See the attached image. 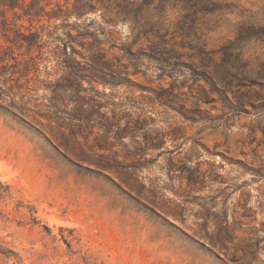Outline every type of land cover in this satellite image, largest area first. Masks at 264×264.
Returning a JSON list of instances; mask_svg holds the SVG:
<instances>
[{
  "label": "rangeland",
  "instance_id": "1",
  "mask_svg": "<svg viewBox=\"0 0 264 264\" xmlns=\"http://www.w3.org/2000/svg\"><path fill=\"white\" fill-rule=\"evenodd\" d=\"M141 22L0 30V264H264V0Z\"/></svg>",
  "mask_w": 264,
  "mask_h": 264
},
{
  "label": "trees",
  "instance_id": "2",
  "mask_svg": "<svg viewBox=\"0 0 264 264\" xmlns=\"http://www.w3.org/2000/svg\"><path fill=\"white\" fill-rule=\"evenodd\" d=\"M155 0H0V21L3 23L1 31H12L17 39L8 40L4 49L25 48L31 50L36 47V38H46V41L53 38V41H61L62 45L57 44L55 48L61 50H76L75 44L82 46L80 38L85 37L86 32L78 29L66 28L72 17L75 21L83 18L86 14L92 13L102 19L107 25L115 26L118 22H131V30L137 34L148 32V24L141 22V18L146 9L152 5ZM10 18L23 19L29 24L25 26L26 36H21L18 27L10 29L6 26ZM88 19V18H87ZM88 24H94L95 20L88 19ZM42 22V23H41ZM45 22V23H43ZM37 24V25H36ZM66 24V25H64ZM36 25V26H35ZM65 27L61 36H54V32ZM57 31H53V30ZM107 29L102 26L96 28L98 33L104 34ZM73 31L76 33L73 34ZM21 37V38H20ZM65 38V39H64ZM44 41V42H46ZM99 40L95 39V45H99ZM91 63L95 60L90 59ZM63 62L77 63L75 59H63ZM91 65V64H90ZM92 71H96L93 65L90 66ZM94 71V72H95ZM94 79L104 84H112L103 77L94 74Z\"/></svg>",
  "mask_w": 264,
  "mask_h": 264
}]
</instances>
